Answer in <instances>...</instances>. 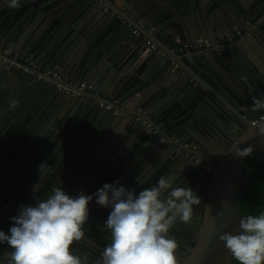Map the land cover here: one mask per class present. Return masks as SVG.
Segmentation results:
<instances>
[{
	"label": "water",
	"instance_id": "1",
	"mask_svg": "<svg viewBox=\"0 0 264 264\" xmlns=\"http://www.w3.org/2000/svg\"><path fill=\"white\" fill-rule=\"evenodd\" d=\"M235 1L231 7L230 0H19L12 15L23 12L25 23L16 44L25 43L28 53L42 37L58 38L50 60L54 68L63 76L79 73L78 81L95 89L53 102L43 145L19 152L17 168L10 169L0 155V204H33L34 197L62 184L73 194H93L117 180L142 191L171 175L174 186H190L201 198L192 219L201 220L196 241L180 264H236L220 236L239 232L252 177L245 163L252 155L256 163L264 158V121L253 124L260 112L251 110L253 96H264V57L246 50L259 32L264 42V23H258L260 29L249 26L264 0ZM1 3L12 5L11 0ZM221 39L234 43L223 46ZM72 49L78 53L71 54ZM3 70L0 65L1 86L15 74ZM18 78L26 82L25 76ZM8 91L0 90V116ZM99 102L113 104L120 114L105 111ZM194 105L207 114L199 117V125L182 130L173 116ZM90 207L89 242L82 241L77 250L87 251L95 264L110 241L103 225L110 209L94 201ZM19 210L0 209V230L12 226L10 218ZM2 250L9 264L6 242Z\"/></svg>",
	"mask_w": 264,
	"mask_h": 264
},
{
	"label": "clouds",
	"instance_id": "2",
	"mask_svg": "<svg viewBox=\"0 0 264 264\" xmlns=\"http://www.w3.org/2000/svg\"><path fill=\"white\" fill-rule=\"evenodd\" d=\"M18 2L11 0L12 6ZM251 110L264 111V96H253ZM34 200L10 218L7 231L0 230V244L11 249L9 264H93L87 251L77 250L82 241L89 242L86 225L93 201L110 209L103 222L110 241L95 264H180L170 230L177 222L189 224L201 203L196 190L174 186L171 175L138 193L117 180L93 194H73L62 184ZM239 229L220 236L225 248L237 264H264V212L242 216Z\"/></svg>",
	"mask_w": 264,
	"mask_h": 264
},
{
	"label": "crops",
	"instance_id": "3",
	"mask_svg": "<svg viewBox=\"0 0 264 264\" xmlns=\"http://www.w3.org/2000/svg\"><path fill=\"white\" fill-rule=\"evenodd\" d=\"M1 4L2 3L0 0V5ZM229 4L232 7L236 4V1L230 0ZM17 9V6L12 5L0 6V12L5 13L4 17H2V15L0 16V43L5 47L10 48L17 55L31 56L41 64L54 68L55 64L51 63L50 60L53 57L58 45L60 44L58 38H55L52 41H48L46 37H42L28 53L24 52L27 46L25 43H21L20 45L16 44L17 38L24 33L22 27L25 23V17L22 14L23 12L21 14L17 13V16H15V18L13 17L12 14H14ZM260 22L262 24L264 23V8L261 10V13L257 17V20L253 21V25L252 23H249V26L251 28L258 27L260 29V26H258V23ZM261 31L263 33L264 29L261 28ZM260 33L261 32L258 33L257 38H254L257 39L255 40L256 42L248 41V43H246L247 52L251 53L254 57L257 58H259V56L264 57V42L260 41ZM210 42L211 41L208 40V46H211ZM233 43L234 42L227 43L222 39L220 40V45L223 46L229 44L232 45ZM63 50L64 46L61 47L60 51ZM70 53L74 54L78 53V51L76 49H72ZM223 55H225L226 58L231 59L230 57L232 54L229 51H225ZM214 57L220 56L215 55ZM97 58L92 61V64L97 63ZM87 61L88 58H85L83 60V63L85 64ZM63 64L64 63L60 64V69L64 66ZM117 64L119 69L123 68V64ZM3 71L7 70L4 69ZM19 76L20 75L13 74L12 78L8 80L6 84L4 83L2 86L0 84L2 89L9 90V103L7 105V108L5 110L3 109L0 116L3 119V122L0 119V146L4 149V153L0 152V155L3 159L9 160L7 164L9 165L11 163L9 167L10 169L17 168V166H15L17 165L15 162L19 159V152L27 151L30 148L40 147L43 145L44 138L49 128L47 124V118L54 106L53 102L61 97H70L66 95L63 96V94H61V91L54 86L45 85L44 88L38 87L36 82L30 81L28 78H25L26 82L23 84V80L21 82V80H19L18 78ZM64 77L68 81H78L79 79H81V75L79 73L75 74L73 71H69ZM82 81L86 80L83 79ZM4 106L5 105H3V107ZM172 109L175 110L176 108H174L173 106ZM179 110L173 117L181 126L180 128H183L182 130H184L187 124L189 125L188 127H193L194 124L199 125V117L203 118L207 114V111H204L200 106L197 105H194L191 111L185 109ZM240 110L242 111L243 108H241ZM159 126H161V124H159ZM202 136L205 137L204 135ZM183 138L189 139L190 135L185 134ZM201 145H204V148H206L207 146L204 142L201 143ZM16 154L17 158H15ZM123 171L124 169L121 172ZM133 171V174H135L138 170L133 169ZM133 174L128 180L133 178ZM2 252L3 253L0 252V264H8L6 251L2 250ZM2 255H4V259L2 258Z\"/></svg>",
	"mask_w": 264,
	"mask_h": 264
},
{
	"label": "built area",
	"instance_id": "4",
	"mask_svg": "<svg viewBox=\"0 0 264 264\" xmlns=\"http://www.w3.org/2000/svg\"><path fill=\"white\" fill-rule=\"evenodd\" d=\"M135 36H139L138 29L133 30ZM152 47H155L150 41H148ZM209 45L208 42L205 43ZM188 46V45H186ZM0 65L7 71L13 72L20 76H25L32 82L44 83L45 85L54 86L61 92H64L66 96L81 97L84 91H94V86L87 81H68L62 73L49 66H45L35 60L31 56L17 55L10 48L5 47L0 43ZM118 103V100L114 101ZM99 106L105 111H113L115 115L120 114V111L114 108L111 103L99 102ZM246 109V108H244ZM259 121H264V111H261L257 121H253L256 124ZM23 203H19L17 206L6 203L0 204V209L4 212L13 209H20Z\"/></svg>",
	"mask_w": 264,
	"mask_h": 264
},
{
	"label": "trees",
	"instance_id": "5",
	"mask_svg": "<svg viewBox=\"0 0 264 264\" xmlns=\"http://www.w3.org/2000/svg\"><path fill=\"white\" fill-rule=\"evenodd\" d=\"M256 159L257 156L252 155L245 163L246 173H251L252 177L242 202L243 216L259 215L264 212V158L259 163H256Z\"/></svg>",
	"mask_w": 264,
	"mask_h": 264
},
{
	"label": "flooded vegetation",
	"instance_id": "6",
	"mask_svg": "<svg viewBox=\"0 0 264 264\" xmlns=\"http://www.w3.org/2000/svg\"><path fill=\"white\" fill-rule=\"evenodd\" d=\"M176 176L177 174L175 175V178ZM132 189H135L136 192L138 193L141 187L140 186H138L137 188L133 187ZM197 207H201V203ZM197 223H201V220H192L189 224H183L181 222H177L176 225L170 230V235L175 236L176 240L178 241L179 247L177 249V255L179 261L181 260V255H188L189 251L194 246V243L196 241L195 231L197 232L198 230V228L196 229L195 227Z\"/></svg>",
	"mask_w": 264,
	"mask_h": 264
}]
</instances>
